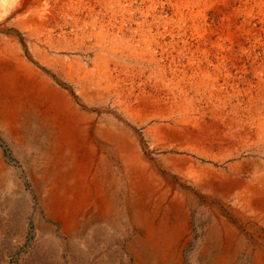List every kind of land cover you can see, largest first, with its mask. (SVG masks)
I'll use <instances>...</instances> for the list:
<instances>
[{"label": "bare ground", "instance_id": "bare-ground-1", "mask_svg": "<svg viewBox=\"0 0 264 264\" xmlns=\"http://www.w3.org/2000/svg\"><path fill=\"white\" fill-rule=\"evenodd\" d=\"M15 181L134 264H264V0H0Z\"/></svg>", "mask_w": 264, "mask_h": 264}, {"label": "rangeland", "instance_id": "rangeland-1", "mask_svg": "<svg viewBox=\"0 0 264 264\" xmlns=\"http://www.w3.org/2000/svg\"><path fill=\"white\" fill-rule=\"evenodd\" d=\"M3 151L19 175L20 166L9 148L4 145ZM114 168L121 174L115 164ZM15 182L23 185L21 193L12 197L6 187L0 191V264H134L126 250V240L122 241L114 232L103 233L89 227L74 241L61 237L58 230L50 232L52 224L32 192L31 181ZM194 237L186 253V264H191L189 255L198 239L195 232Z\"/></svg>", "mask_w": 264, "mask_h": 264}]
</instances>
